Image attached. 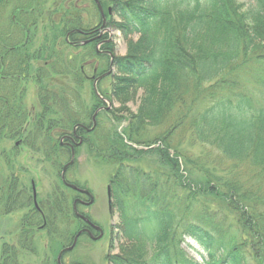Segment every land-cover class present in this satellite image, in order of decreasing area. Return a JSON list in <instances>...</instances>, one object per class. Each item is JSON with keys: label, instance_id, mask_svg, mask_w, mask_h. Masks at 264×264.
<instances>
[{"label": "trees", "instance_id": "16d2710c", "mask_svg": "<svg viewBox=\"0 0 264 264\" xmlns=\"http://www.w3.org/2000/svg\"><path fill=\"white\" fill-rule=\"evenodd\" d=\"M112 3L114 29L124 37L139 34V40L129 57L115 59L110 95L99 92L128 112L126 105L143 95L122 134L104 130L99 122L90 134L81 131L90 155L115 168L116 235L131 241L121 253L108 254L106 263L264 264V0L246 5L241 0ZM30 6L0 0V10L10 13ZM6 23L0 37L5 46H0V159L9 162L1 145L17 139L43 153L60 175L67 164L60 139L96 110L84 113L79 95L78 65L93 55L86 47L85 58L71 53L61 60L64 46L19 55L27 47L16 46L11 18ZM33 60L52 63L51 69L70 82L53 88L35 81L43 112L31 116L21 93L28 81L14 79L34 75ZM120 112L115 111L116 120ZM155 130L160 132L154 136ZM184 140L213 150L215 168L197 163ZM51 197L37 210L31 191L15 181L0 184V217L30 211L21 220L16 245H3L0 264H23L21 254L37 256L39 229L48 238L40 264H57L60 251L73 244L81 228L74 227L73 208L59 188ZM186 238L201 247L203 263L185 251Z\"/></svg>", "mask_w": 264, "mask_h": 264}, {"label": "rangeland", "instance_id": "374dc122", "mask_svg": "<svg viewBox=\"0 0 264 264\" xmlns=\"http://www.w3.org/2000/svg\"><path fill=\"white\" fill-rule=\"evenodd\" d=\"M251 0H241L245 5L249 4ZM61 0L55 1V4H59ZM110 3V2H109ZM54 4V6H55ZM84 4V7L81 6V9L83 7V10L93 11L91 8H86V4ZM105 4V3H104ZM45 2H41L39 4V7H42L43 10L41 11H47V10H53L55 11L52 4H48L45 6ZM112 5V4H111ZM104 6V5H103ZM108 2L105 4L104 8L106 11V8L108 7ZM63 8H58L57 10H62ZM6 12V11H5ZM52 12V13H53ZM75 14H80V8L74 11ZM114 12V11H113ZM115 13V12H114ZM92 15V13H91ZM55 19L54 16H52V20ZM117 17H115L114 21H116ZM44 21H46V18L44 20H40L39 24L37 26L38 29H32V37H34V34L37 35L34 39V42L36 44L42 42L41 39V33L44 27ZM56 22H59L58 19H56ZM46 24V23H45ZM42 26V27H41ZM48 32H50L49 29H47ZM47 32V33H48ZM115 38V56L118 57H129L131 54L135 44L139 40V34H132L128 37H124L123 33L118 31L116 29V32L114 34ZM64 42V41H63ZM36 49H39L41 46H34ZM63 58L61 60H65V56H69V54L75 52V50L71 46H64L63 47ZM67 53V54H65ZM62 57V56H61ZM115 58V59H116ZM84 62H81L78 66L82 67ZM103 68H101V72L106 70L105 64H102ZM87 67V66H86ZM108 67V64H107ZM91 69L90 66L88 68H85L86 73L90 76L91 75ZM61 70V69H60ZM47 70L44 69V72ZM116 70L114 71V75L112 74L111 77L104 79L103 81L99 82L96 86L98 89L103 90L104 92H108L111 88V84L115 81L116 77ZM49 74V73H48ZM46 76V80H42L44 84L51 83L50 86L53 88H57L58 81L60 79H63L60 74L57 73V75L53 74L52 76L49 74ZM62 82V80L60 81ZM70 82V79H69ZM70 84V83H69ZM79 87H81L80 92V105L82 108V111H90L92 108H96V110L100 107L105 105L104 107L108 108L109 104H103L102 100L98 97L96 94L95 89V82L87 79L85 76L83 77V81L80 79ZM25 90L26 97H25V104L27 107V110L30 112V115L33 116L37 112H41V106L38 100V87L35 84L34 80H29L25 83ZM258 93V91H257ZM259 94V93H258ZM109 95H105L108 98H110ZM143 93L139 92L136 100L134 102H131L126 105L127 110H129L132 113L137 112L141 98ZM112 100V99H111ZM110 103V107L112 108V111L110 110L109 113L107 111L101 112L98 117L97 121L100 124V127L104 130H115L119 133H123L124 130L128 126L127 118L130 112L125 111L126 109L123 108L122 104H119L115 101H108ZM121 111L117 115L119 116L117 120L114 118L115 111ZM34 112V113H33ZM43 112V111H42ZM83 113V114H84ZM95 113V112H94ZM92 116L88 118L85 122H80L79 124H84L87 127L92 126ZM73 129V128H72ZM70 129L69 132L72 131ZM82 136L81 131H79ZM160 130H155L153 132L154 136L158 135ZM90 134V133H88ZM16 140L13 141H5L1 145V150H5L8 154V160L9 162H6L3 159H0V184L5 181L7 178H16L15 180H18V185L20 189H25L26 192L32 193V183L36 186V192H37V205L40 209V207L43 208L48 203L49 199H52L51 195L53 194V191L57 188H59L61 191L64 192V194L67 196L70 205L72 208L74 207L73 202L76 198L79 197V195L72 189H69L64 186V184L61 181L62 172L59 175V172H57L51 165L50 161H48L43 153H37L32 150H30L27 147L20 146L16 148ZM61 142V139H60ZM63 144H65L63 142ZM182 145V143H181ZM183 147L185 150L190 153V155L196 160L197 163H203L208 164L210 168H215V152L211 149H204L206 147H200L198 145L191 146V144L188 142V140H184ZM66 156L62 158V162L64 164L68 163L70 161L68 155L70 156L71 151L68 147H66ZM12 151L14 153H12ZM74 165L70 168V170L67 173L66 179L70 184L80 186L81 188H85L89 190L92 195L94 196V204L90 207L86 206H80L78 211L80 214H84L85 216H88L95 224L99 225L104 230V237L101 240L94 241L91 240L88 236H83L80 238L79 243L75 249L74 252L68 254L65 257V263L66 264H107L106 263V256L113 252L114 254L121 253L122 249L124 247H130L131 241L118 238L117 234V228L120 222V214L119 210L116 208L114 199L111 195V198L109 194L107 193L108 187L112 188L111 184V178L115 172L114 166L108 164L107 162H104L102 159L92 157L90 153L88 152L87 147L85 144H83L81 147H79V150H76V159H75ZM83 198V197H81ZM85 199V198H84ZM3 209V206L0 204V212ZM33 207L31 208V210ZM30 211H22L13 213L4 217H0V254L2 253V247L5 243L10 244L11 246H15L17 243L18 238V232L21 220L24 218V215L29 213ZM72 215L73 212H72ZM77 221V224H76ZM74 227L79 229L81 227V222L75 218ZM77 229V230H78ZM35 247L38 252V255H30V254H21L20 260L23 264H40L45 257V254L47 253V246H48V238H47V232L44 229H39L35 234ZM183 248L185 251L189 254L190 257L194 258L200 263H203L204 261V252L201 249V247L191 238H186L185 243L183 244Z\"/></svg>", "mask_w": 264, "mask_h": 264}, {"label": "flooded vegetation", "instance_id": "af4514ba", "mask_svg": "<svg viewBox=\"0 0 264 264\" xmlns=\"http://www.w3.org/2000/svg\"><path fill=\"white\" fill-rule=\"evenodd\" d=\"M22 3L31 4L30 7H32L28 11L24 10H18L17 12L10 13L8 11L5 12L6 9L2 8L0 10V37L4 36V31L8 27L9 19L11 18V21L13 22V25L11 29L13 28V35L17 38L18 42L16 46H26V49L19 50V55H26L29 53H33L35 56L37 52L41 50V48L36 49L34 46H71L74 49H78L77 51L73 52L74 56L83 57L85 53V48L88 47L90 52L92 53L93 57L87 58L84 62V66L81 67V75L82 78L85 76L87 79L93 81V82H101L102 79H100L102 76H109L111 77L114 71H115V38L114 34L116 30L114 29L112 22H114V19L116 17V14L113 12V3L112 5H109L106 8L103 6L104 3H109L112 0H61L59 4H55V1L57 0H19ZM45 2V6L48 4H52L55 11L53 10H47V11H41L38 10L39 4L41 2ZM30 2V3H29ZM86 4V8L92 9L93 11H86L83 10L84 4ZM55 4V6H54ZM82 9H81V6ZM63 8L62 10H57L58 8ZM80 14H75L74 11L77 9L79 10ZM53 12V13H52ZM92 13V15H91ZM52 16H54L55 19L52 20ZM46 18V21H44V27L41 33V39L42 42L36 44L34 42V39L37 35L34 34V37H32V29H38L37 26L39 24L40 20H44ZM56 19L59 20V22H56ZM42 27V26H41ZM50 32H48V30ZM33 32V31H32ZM48 32V33H47ZM13 38V37H12ZM64 41V42H63ZM4 43H0V46L5 48L3 45ZM28 50L29 52H27ZM59 51L61 53H64L62 49L59 48ZM67 54V53H65ZM67 57L65 56V59ZM105 64L106 70L101 72V68H103V65ZM108 64V67H107ZM52 63L45 62V66L43 65V61L40 60H33L32 61V68L35 70L34 75L31 74L26 79V77H18L14 80L19 81H29V80H46V76L49 73L51 76L53 74L57 75V71H53L51 67H53ZM87 66V67H86ZM90 66L91 69V75L89 76L86 73L85 68H88ZM4 68V67H3ZM47 70L44 72V70ZM48 74V75H49ZM114 75V74H113ZM58 76V75H57ZM63 79H60L58 82L62 80V82H68L69 79L67 75L61 74ZM105 76V77H106ZM59 77V76H58ZM3 79V76L0 77ZM61 82V83H62ZM24 94V97H26V93L28 92H21ZM66 95L68 94L65 92ZM14 94V93H13ZM20 94V93H18ZM80 95V94H79ZM81 97V96H80ZM107 103V99H103V104ZM100 106L97 110H95V113L92 116V125L93 120L97 112H103V111H109L108 108ZM34 113V112H33ZM98 113V115H99ZM30 114V112H29ZM98 117V116H97ZM87 132L83 131L85 133L89 132L90 127H86ZM79 130L77 129L74 131V128L71 132H67L64 134V137L61 139L64 141V145L70 149V147H75L81 140L83 141V137L81 134H79ZM20 142H16V148L20 147ZM71 151V149H70ZM16 178H7L5 182L7 185H10L12 182H16L17 185L18 180H15ZM19 186V185H18ZM76 192V191H75ZM79 197L75 199L73 204L76 206V209L78 210L80 206H86V203L89 201V197L83 193H79ZM83 197V198H81ZM85 198V199H84ZM92 206V205H91ZM79 212V211H78ZM80 215V214H79ZM75 216L77 220L81 221L83 226L79 230L81 231H88L84 232L86 236H88L91 240H94L99 235L98 227L99 225L95 224L93 221L90 220V224L83 221L81 217H79L76 213ZM20 229V227H19ZM20 236V230L18 232V238ZM17 238V241H18ZM65 264V263H64Z\"/></svg>", "mask_w": 264, "mask_h": 264}, {"label": "water", "instance_id": "95a60500", "mask_svg": "<svg viewBox=\"0 0 264 264\" xmlns=\"http://www.w3.org/2000/svg\"><path fill=\"white\" fill-rule=\"evenodd\" d=\"M81 127H83V126H81ZM75 130H76V129H75ZM73 163H74V151H73V160H72L69 164H67V165L65 166V168H64L63 175H62L63 180H65V174H66L67 169H68L70 166H72ZM70 187L73 188V189H75V190H78V191L81 192V193L87 194V195L90 197V199H91V201L89 202L88 205L93 204V202H94V198H93V196H92L88 191L80 190V189H78L76 186H73V185H71ZM108 193H109V196H111V194H110V188H109V190H108ZM34 197H35V200H36V192H35V189H34ZM82 218H83V220H84L85 222H89V220H88L87 218H85V217H82ZM98 230L100 231V236H99L98 239H100V238L103 237V231H102L100 228H98ZM82 234H83V231L80 232V233L75 237L74 243H73V245H72L71 247L65 248L64 250H62V251L60 252V254H59L58 258H57V262H58V264H62V258H63V256H64V254H66V253L72 251V250L75 248V246H76V244H77V242H78V239H79V237H80Z\"/></svg>", "mask_w": 264, "mask_h": 264}]
</instances>
